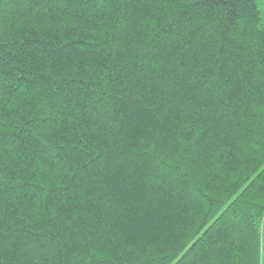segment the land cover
I'll use <instances>...</instances> for the list:
<instances>
[{
    "label": "trees",
    "instance_id": "trees-1",
    "mask_svg": "<svg viewBox=\"0 0 264 264\" xmlns=\"http://www.w3.org/2000/svg\"><path fill=\"white\" fill-rule=\"evenodd\" d=\"M0 264H264V0H0Z\"/></svg>",
    "mask_w": 264,
    "mask_h": 264
}]
</instances>
